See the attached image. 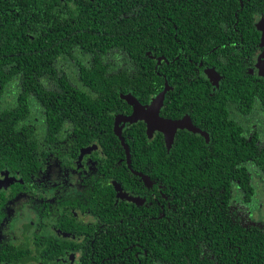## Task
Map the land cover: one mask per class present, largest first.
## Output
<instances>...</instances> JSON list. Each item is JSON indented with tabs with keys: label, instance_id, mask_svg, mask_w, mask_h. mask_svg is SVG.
<instances>
[{
	"label": "trees",
	"instance_id": "16d2710c",
	"mask_svg": "<svg viewBox=\"0 0 264 264\" xmlns=\"http://www.w3.org/2000/svg\"><path fill=\"white\" fill-rule=\"evenodd\" d=\"M245 6L238 10V0L214 5L201 14L202 23L188 27L172 18L177 25H171V37L155 42L158 47H178L172 37L183 34L190 46L205 52L223 45L230 35H252L247 37L252 61L244 51L232 55L234 48L217 50L209 58L223 73L213 96L206 89L212 83L208 76L180 73L174 67L167 75L166 64L156 72L143 45L133 57L125 56L128 66L112 69V56L105 57L108 49L102 37H89L83 13L75 14L74 23L72 19L46 27L38 25L33 7L21 11L19 18L13 16L15 21L0 11V163L19 169L38 166L33 158L41 143L35 126L25 121L39 113V107L48 117L51 140L70 119L80 125L97 121L112 131L115 115L132 111L123 94L150 103L168 83L172 89L161 113H167L170 101L179 109L183 98L197 107L199 99H207V106L194 114L212 130V138L206 142L180 132L168 151L161 133L150 139L142 122L135 124L134 139L126 138L132 165L162 183L172 196L173 209L156 220L154 236H140L141 243L154 252L156 264H264V220L255 216L258 184H264V75L249 71L260 35L252 19L257 14L264 18V0ZM231 114L246 119L232 120ZM91 139L87 134L84 144ZM110 154L117 162L120 154Z\"/></svg>",
	"mask_w": 264,
	"mask_h": 264
},
{
	"label": "flooded vegetation",
	"instance_id": "af4514ba",
	"mask_svg": "<svg viewBox=\"0 0 264 264\" xmlns=\"http://www.w3.org/2000/svg\"><path fill=\"white\" fill-rule=\"evenodd\" d=\"M214 1L215 4L212 3ZM229 1L0 0V11L15 21L13 16L19 18L21 11L33 7L37 11L38 25L49 24L52 27L72 19L71 23H74L77 20L74 19L75 14L83 13L89 37H102H99L100 41L108 49L105 57L112 56V62L116 64L112 69L128 66L125 59L133 57L138 52L137 46L143 45L145 55L155 62L156 72L166 64L167 75L174 67L185 74L191 72L207 76V71L213 70L221 76L223 73L211 64L209 58H214L217 50L234 48L232 55L244 51L247 59L252 61V45L247 38L252 35H230L223 45H216L205 52L190 46V42L182 38L183 34L179 38L177 33L172 37L178 47H158L161 45L155 42L171 37V25H177L175 20L185 22L186 27L198 25L205 20L201 16L204 10L213 9L218 4L226 5ZM246 2L251 3L252 0H238V10L246 9ZM252 20L260 35L259 45L254 46L255 62L249 63V71L258 73L256 65L263 58L264 51L258 24L263 15L257 14ZM221 57L222 61L226 58L224 53ZM177 61L183 65H177ZM131 66L137 68L136 65ZM221 79L222 76L217 84L207 83L209 95L219 91ZM73 84L82 87L80 83ZM183 99L179 109L170 101L167 113H161V116L172 121L185 119L187 125L190 119L194 127L208 135L207 140L201 133L182 128L175 133V139L180 132H190L209 142L212 130L204 127L199 116L194 114L209 101L199 99L197 107L196 102L189 103ZM38 112L25 121V124L35 126V135L41 143L33 158L38 161V166L19 169L15 165L0 163V264H156L154 252H148L140 236L146 232L154 236L156 220L165 218L168 211L173 210L172 196L153 175L128 165L125 148L114 128L117 116H129L133 109L129 113L115 115L112 131L97 121L80 125L70 119L52 140L47 137L50 129L48 117L40 107ZM232 117V120L241 122L246 119L243 115ZM95 118L98 120L97 116ZM137 123H141L147 133L145 122ZM137 123L120 124L125 140L127 137L134 139L132 129ZM159 133L156 131L154 137ZM87 134L92 139L84 144L83 137ZM115 152L120 154L117 162L116 155L110 154ZM136 173L146 175L149 181L146 183ZM113 175L121 178H113ZM156 205L160 207L158 211ZM134 215L136 219H131Z\"/></svg>",
	"mask_w": 264,
	"mask_h": 264
},
{
	"label": "water",
	"instance_id": "95a60500",
	"mask_svg": "<svg viewBox=\"0 0 264 264\" xmlns=\"http://www.w3.org/2000/svg\"><path fill=\"white\" fill-rule=\"evenodd\" d=\"M258 29L262 32V38H261V45L263 46L264 49V18L263 20L258 24ZM257 69L259 70V75H264V51H263V58H261L256 65ZM207 76L208 78L214 83L217 84L218 80L220 81V75L213 71V70H208L207 71ZM170 90V87L168 83H166L165 88L163 91L156 96L151 104L149 105H144L142 104L137 97L131 95V94H123L122 98L125 100L133 109V113L129 116H117L116 122H115V132L119 136L125 151H126V156H127V162L129 167H131V152H130V147L124 137L122 136V131L123 128L120 124H124L126 122H129L131 124L137 123L139 121L145 122L147 125V135L150 139H152L155 135L156 131H159L163 134L165 138V145L168 151H171L174 140H175V133L177 132L178 129L182 128H188L190 131L193 133H201L203 134L207 140H208V135L207 133H202L199 129L194 127L191 124L190 119H188L189 125H187L186 120H177V121H172V120H167L164 119L161 116V111L164 106L165 98L167 92ZM120 120V121H119ZM121 120L123 121L121 123ZM139 175L141 178L145 180L147 183L149 181V177L142 173H136Z\"/></svg>",
	"mask_w": 264,
	"mask_h": 264
},
{
	"label": "rangeland",
	"instance_id": "374dc122",
	"mask_svg": "<svg viewBox=\"0 0 264 264\" xmlns=\"http://www.w3.org/2000/svg\"><path fill=\"white\" fill-rule=\"evenodd\" d=\"M41 120L38 121L39 124H41ZM264 184L259 183L258 186L260 188V197L256 200L255 206H256V214L255 216L264 220Z\"/></svg>",
	"mask_w": 264,
	"mask_h": 264
}]
</instances>
